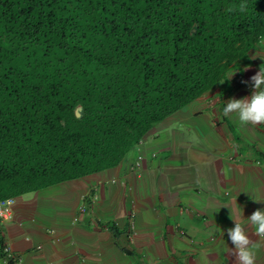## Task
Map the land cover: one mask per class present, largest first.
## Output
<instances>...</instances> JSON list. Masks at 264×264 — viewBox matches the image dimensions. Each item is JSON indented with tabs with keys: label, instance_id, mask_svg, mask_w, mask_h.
<instances>
[{
	"label": "trees",
	"instance_id": "1",
	"mask_svg": "<svg viewBox=\"0 0 264 264\" xmlns=\"http://www.w3.org/2000/svg\"><path fill=\"white\" fill-rule=\"evenodd\" d=\"M263 38L264 0H0V200L116 167Z\"/></svg>",
	"mask_w": 264,
	"mask_h": 264
},
{
	"label": "crops",
	"instance_id": "2",
	"mask_svg": "<svg viewBox=\"0 0 264 264\" xmlns=\"http://www.w3.org/2000/svg\"><path fill=\"white\" fill-rule=\"evenodd\" d=\"M248 57L116 167L15 197L1 242L20 264H238L227 229L264 209V123L242 124L221 106L254 91L264 39ZM247 227L264 264V237Z\"/></svg>",
	"mask_w": 264,
	"mask_h": 264
},
{
	"label": "clouds",
	"instance_id": "3",
	"mask_svg": "<svg viewBox=\"0 0 264 264\" xmlns=\"http://www.w3.org/2000/svg\"><path fill=\"white\" fill-rule=\"evenodd\" d=\"M249 53H248V55H249ZM240 70L241 69H239L238 67L235 68L230 73L229 77H231L233 75V73L238 72ZM250 79L253 82L252 86L254 89L252 94L248 97L239 98V99L230 98L226 103H224L221 106V111H222L223 115H225V116H228L229 114H233L235 117L238 118L239 122H241L242 124H249V123L261 124V123H264V67H260L259 71L256 72L255 75L251 76ZM203 95H201V96H203ZM196 100H194V101H196ZM168 117H166V118H168ZM164 120H162L161 122H163ZM160 123H158L157 125H159ZM157 125H155V126H157ZM139 160H140V157H137L135 159V161L131 163L130 169L132 171L135 169H138V161ZM9 198H12L15 200V197H9ZM9 198H6V199H9ZM3 200H5V199H3ZM15 204H16V201H15ZM15 204H14V207H15ZM13 211H14V208H13ZM241 215H242V209H241ZM132 217L133 216H131V218ZM233 221L235 222L234 226L227 229V236H228L229 240L231 241L232 245H234L235 259L238 261V264H255L256 249H258L260 247V245L258 243H252V241L250 239L249 232H248L247 225L252 226L256 235H258L260 237H264V209H257L255 211H253L251 213V215L247 217L246 223L236 222L235 220H233ZM179 234H180V236L186 238L185 237L186 233L183 230H180ZM210 241H213V239L210 238L209 242ZM0 244L5 245L1 242V240H0Z\"/></svg>",
	"mask_w": 264,
	"mask_h": 264
},
{
	"label": "built area",
	"instance_id": "4",
	"mask_svg": "<svg viewBox=\"0 0 264 264\" xmlns=\"http://www.w3.org/2000/svg\"><path fill=\"white\" fill-rule=\"evenodd\" d=\"M14 204L12 198L0 201V221L11 222L14 219ZM0 264H20V259L12 252L7 245L0 244Z\"/></svg>",
	"mask_w": 264,
	"mask_h": 264
},
{
	"label": "water",
	"instance_id": "5",
	"mask_svg": "<svg viewBox=\"0 0 264 264\" xmlns=\"http://www.w3.org/2000/svg\"><path fill=\"white\" fill-rule=\"evenodd\" d=\"M74 116L76 119L81 120L83 117V109L81 106H76L74 109Z\"/></svg>",
	"mask_w": 264,
	"mask_h": 264
}]
</instances>
